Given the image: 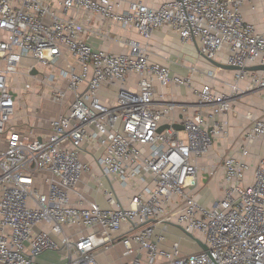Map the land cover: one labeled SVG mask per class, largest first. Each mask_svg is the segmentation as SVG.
I'll return each mask as SVG.
<instances>
[{"label":"built area","instance_id":"1","mask_svg":"<svg viewBox=\"0 0 264 264\" xmlns=\"http://www.w3.org/2000/svg\"><path fill=\"white\" fill-rule=\"evenodd\" d=\"M245 2L168 0L152 8L130 0H0V138L6 135L0 150V264H43L46 254L63 250V264H99L97 257L117 245L123 247L122 264H264V157L255 167L245 160L247 148L240 157L225 158L224 196L213 205H201L194 195L196 161L228 132L229 121L218 117L231 113L239 99L264 92V71L248 70L264 65V19L247 21ZM111 28L140 40L115 39L126 50L121 53L95 48L91 38L109 42ZM161 29L195 43L207 60L226 54V64L237 69L227 91L211 85L195 91L200 109L182 121L183 135L172 126L159 133L177 106L156 102L154 83L191 87L195 75L214 78L215 72L193 66L190 76L178 77L153 63L149 43ZM24 58L34 64L22 72ZM40 68L49 73L32 74ZM19 75L27 79L21 87L26 93L36 88L64 105L72 96L67 111L51 121L47 140L9 128L19 96L12 78ZM132 76L135 89L129 87ZM105 87L115 90L107 91L111 104L101 99ZM247 117L253 121L247 141L263 139L264 120ZM85 145L100 152L97 165L126 192L127 203L109 189L103 190L106 209L71 203L91 169L81 159ZM251 171L253 181L247 178ZM170 223L200 234L210 254H183L179 242L162 249L158 230Z\"/></svg>","mask_w":264,"mask_h":264},{"label":"crops","instance_id":"2","mask_svg":"<svg viewBox=\"0 0 264 264\" xmlns=\"http://www.w3.org/2000/svg\"><path fill=\"white\" fill-rule=\"evenodd\" d=\"M141 2L149 7L158 8L168 0H130ZM242 13L247 21L259 24L264 19V1L263 0H246L242 7ZM111 41H106L99 35H94L91 38V43L95 48L105 49L116 53L126 52L115 41V39L135 38L140 37L132 32L111 28ZM150 58L153 63H158L167 66L171 70L172 76L186 77L190 76L193 66H198L201 73L215 72L214 78H207L203 75H195L193 85L179 86L170 85L165 88L159 82H155V101L163 103H175L176 108L171 111L168 118L164 121V125L174 126L182 124V121L187 116H192L200 109L197 106L196 90L205 85H211L216 91H227L226 82H232L234 72L227 68L210 63L206 58L199 54L195 43L184 44L179 39L178 35L170 29H161L155 32L152 40L149 43ZM226 54H221L217 60L218 63L228 66L225 62ZM34 64L30 58H24L21 62V71L25 72L28 67ZM37 74H48V70L37 69ZM33 74V73H32ZM33 74V75H37ZM18 91V103L16 107V115L11 121L10 129H22L31 132L32 137H37L47 140L50 134V123L53 119L64 114L68 106L64 104H54L49 98V95L38 94V89L26 93L21 87L24 86L27 79L22 75L12 78ZM137 78H130L129 87L136 88ZM62 86L66 85L63 80L59 81ZM85 86L81 87V91ZM107 91L115 93V90L105 87L100 95L105 104L113 103L111 94ZM38 94V95H37ZM72 96L69 95V100ZM261 99L263 102H261ZM202 111H207L202 109ZM251 114L254 119L264 120V92H255L243 98L242 102L236 104L231 113L226 117H218V120L226 118L229 121L228 132L226 135L215 139L211 151L196 161L200 169V182L198 188L194 189L195 200L203 206H211L220 201L225 192L224 172L222 163L227 157H240L243 149L249 150V155L245 159L246 162L255 167L261 158L264 157V138L249 143L247 141V133L252 127L253 121L248 119L247 115ZM263 116V117H262ZM183 135V130L181 131ZM6 135L0 138V150L5 149ZM100 152L85 145L81 154V159L84 163L90 166V171L84 175L77 186L76 192L71 196V203L74 206H87L88 202H96L101 208L109 207L103 190L109 189L116 193L122 202L127 203L126 192L123 191L119 184L111 180L103 174L102 169L97 165L96 158ZM41 176H47L46 173H41ZM247 178L253 181V172H249ZM37 182L42 183V179ZM42 185H44L42 183ZM81 195L84 196L83 200ZM80 234L82 228H75ZM75 230L67 229L69 233ZM162 233L165 242L161 245L162 249L170 250L174 243H180V250L183 254H192L202 251L198 243L185 233L184 228L176 223L162 225L158 233ZM194 236L203 241V238L198 233H193ZM65 250L58 253H48L39 261L43 264H63L66 260H62V254ZM52 257V258H49ZM45 259V260H44ZM99 264H122L123 247L122 245L115 246L108 253L100 254L97 257Z\"/></svg>","mask_w":264,"mask_h":264},{"label":"water","instance_id":"3","mask_svg":"<svg viewBox=\"0 0 264 264\" xmlns=\"http://www.w3.org/2000/svg\"><path fill=\"white\" fill-rule=\"evenodd\" d=\"M210 63L214 64V65H217V66H220L222 68H227L229 70H232V71H236L237 69L235 67H232V66H225V65H222L220 63H218L217 61L215 60H208ZM248 70L250 71H264V65H259V66H255V67H250L248 68ZM33 74H37V71H33ZM170 126L168 125H163L161 126V128L159 129V133H162L164 130L166 129H169ZM174 129L178 130V131H182L184 130V127L181 125V124H177V125H174L173 126ZM185 231V229H184ZM186 234H188L192 239H194L198 245L200 246L202 252L206 253V254H210L209 253V248L208 246L201 240L197 239L193 233H190V232H187L185 231Z\"/></svg>","mask_w":264,"mask_h":264},{"label":"rangeland","instance_id":"4","mask_svg":"<svg viewBox=\"0 0 264 264\" xmlns=\"http://www.w3.org/2000/svg\"><path fill=\"white\" fill-rule=\"evenodd\" d=\"M232 81H233V79H232ZM242 100H243L242 98L239 99L238 102H237V104L241 103ZM259 100H260L261 102H263L261 99H259ZM70 101H71V100H69L65 105L68 106ZM262 117H263V116H262ZM49 258H52V257H49ZM44 260H45V259H44ZM98 261H99V260H98ZM99 262H100V261H99Z\"/></svg>","mask_w":264,"mask_h":264}]
</instances>
